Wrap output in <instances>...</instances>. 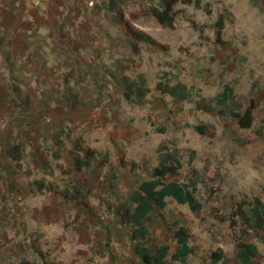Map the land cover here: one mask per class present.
Segmentation results:
<instances>
[{
	"label": "rangeland",
	"instance_id": "obj_1",
	"mask_svg": "<svg viewBox=\"0 0 264 264\" xmlns=\"http://www.w3.org/2000/svg\"><path fill=\"white\" fill-rule=\"evenodd\" d=\"M108 1L53 0V4L76 8L78 23L95 27L94 38L88 36L86 27H81L80 39L82 44L95 42L93 70L97 81L104 73L131 80L142 75L146 81L149 93L142 107L127 104L122 98L123 88L110 77L95 84L98 96L111 93L117 104L108 114L114 121L113 130L134 122L141 135L134 145L116 146L115 153L121 150L126 162L144 169L154 168L158 155L173 153L182 166L175 182L186 183L194 172L200 177L195 196L202 205L201 211L192 213L186 205L166 199L162 217L151 216L147 222L146 246L165 245L170 256L176 248L174 234L183 227L191 249L183 264H213L218 251L222 259L216 264H236V241L256 245L258 256L252 264H264V241L254 238L253 230L237 212L242 206L240 210L248 213V206L255 199L264 202V8L257 0H201L200 10L178 4L173 9L174 28L168 30L160 27L149 13L157 0H119L123 16L133 28L167 47L162 50L137 44L134 52L122 31L106 18ZM219 18L223 27L217 38L214 25ZM79 74L83 76V70ZM158 82L183 84L190 98L176 101L162 96L154 91ZM225 86L232 89L235 110L240 115L249 112L248 129H238L226 109L221 108L219 113L214 98ZM103 113L106 116L102 109L100 117ZM197 127H203L204 134ZM66 134L69 148L75 144L80 147L75 137L69 138L71 133ZM105 137V133H100L95 139ZM95 170L90 167L85 173L98 181L102 176ZM115 174L104 182L110 195L102 201H121L138 183L149 179L143 170ZM78 177L64 168L57 178L60 190L76 187ZM96 205L101 207L99 202ZM99 212L95 223L99 233L105 232L106 240H100L97 255L92 248L77 264H138L129 230L105 209ZM51 262L70 264L56 258Z\"/></svg>",
	"mask_w": 264,
	"mask_h": 264
},
{
	"label": "crops",
	"instance_id": "obj_2",
	"mask_svg": "<svg viewBox=\"0 0 264 264\" xmlns=\"http://www.w3.org/2000/svg\"><path fill=\"white\" fill-rule=\"evenodd\" d=\"M14 1L0 0V120H7L5 128H0V264L21 259L38 262L33 242L47 253L48 261L56 258L77 264L92 248L97 255L100 240H106L95 214L104 209L101 201L110 195L104 182L125 170L118 160L122 151L116 155L115 147L134 145L141 135L134 122L113 130L108 114L117 104L111 93L104 97L96 93L95 84L110 76L94 78L95 42L82 44L80 39L81 27L93 38L95 27L78 23L76 8L54 5L53 0H21L18 7ZM34 1L39 4L34 6ZM96 107L104 109L106 116L93 118ZM44 117L50 122L45 123ZM59 130L63 147L54 159V133ZM67 132L82 149L95 150L106 160L95 170L102 179L90 178L84 199L71 203L37 193L32 185L41 180L60 190L57 178L70 166ZM100 133L106 137L98 141ZM13 144L21 145L18 163L8 158ZM133 257L141 264L134 247Z\"/></svg>",
	"mask_w": 264,
	"mask_h": 264
},
{
	"label": "trees",
	"instance_id": "obj_3",
	"mask_svg": "<svg viewBox=\"0 0 264 264\" xmlns=\"http://www.w3.org/2000/svg\"><path fill=\"white\" fill-rule=\"evenodd\" d=\"M262 8H264V0H257ZM193 6L200 10L201 0H157L155 7L149 10L151 16L158 25L164 29L172 30L175 24V13L173 11L176 5ZM119 0H109L105 4L106 18L123 33L126 44L132 51L137 52V44L148 45L152 48L167 50V47L157 43L151 36L133 28L124 18L120 9ZM109 14V15H108ZM216 37L219 38L220 30L223 27V20L219 18L215 25ZM118 85L123 88V100L133 106L142 107L146 103V96L149 89L146 87V81L142 75H138L135 80H131L127 76L119 79L113 75H109ZM154 91L162 96L169 97L176 101H186L190 98L188 88L180 83L173 86L168 84L156 83ZM214 103L221 113V108L231 115L235 121L236 127L241 130L248 129L251 124L249 112L240 115L236 110V103L232 93V89L225 86L223 91L214 98ZM232 106V107H229ZM200 134H204L203 127H197ZM62 131L54 133L56 139L57 152L54 159L59 158V150L63 147L59 137ZM21 145L13 144L8 150V158L13 162L21 161L20 153ZM70 158L69 171L79 174L76 187L64 188L59 190L56 186L44 181H35L32 185L37 193H48L56 198L71 203L84 199L85 193L88 191L90 176L85 173L87 169L93 167L100 168L106 163L105 159H101L95 150L81 149L77 145H73L68 150ZM118 160L121 168L135 173L138 170L145 171L149 179L142 181L130 190L126 197L121 201L114 200L101 201L107 214L119 221L120 225L128 229L134 246V255L139 259L141 264H183L187 257L191 254L188 245L189 235L185 228L180 227L174 234L176 248L174 252L168 256V247L165 245L146 246L149 240V230L147 222L151 216L161 218L166 208V199H172L178 205H186L190 212L197 213L202 209L201 203L197 200L195 194L200 184L199 174L194 175L186 183H177L174 181L179 176L182 168L179 158L173 153H164L158 155L157 164L152 169H144L134 162H126L124 156L119 152ZM248 213L243 212L242 206L237 211L244 222L251 227L254 232V238L258 241H264V202L255 199L249 204ZM33 253L37 256L39 262H32L26 259L19 260L16 264H58L47 260V253H44L37 243L31 244ZM258 256V249L252 243L236 241L234 246V262L236 264H252ZM222 259L221 251L214 255L213 264Z\"/></svg>",
	"mask_w": 264,
	"mask_h": 264
},
{
	"label": "built area",
	"instance_id": "obj_4",
	"mask_svg": "<svg viewBox=\"0 0 264 264\" xmlns=\"http://www.w3.org/2000/svg\"><path fill=\"white\" fill-rule=\"evenodd\" d=\"M20 3H21V0H16L13 4H14L15 7H18L20 5ZM33 4H34V6H37L39 4V2L34 1ZM101 112H102L101 107L94 108L93 111H92V117L95 118V117L99 116L101 114ZM43 121L45 123H49L50 119H49V117H44ZM6 124H7V120L6 119L3 118V119L0 120V128L1 129H4Z\"/></svg>",
	"mask_w": 264,
	"mask_h": 264
}]
</instances>
